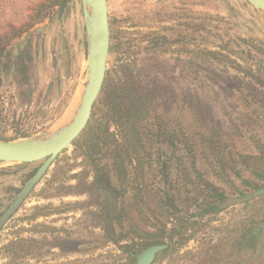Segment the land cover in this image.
<instances>
[{
    "label": "rangeland",
    "instance_id": "374dc122",
    "mask_svg": "<svg viewBox=\"0 0 264 264\" xmlns=\"http://www.w3.org/2000/svg\"><path fill=\"white\" fill-rule=\"evenodd\" d=\"M58 9L9 50L12 68L0 76L4 135L58 125L81 91L87 48L80 0H67L59 16ZM107 9L116 50L106 71L114 81L125 73L133 80L128 108L142 103L135 131L122 139L139 142L129 184L116 199L90 185L92 173L71 143L2 227L0 246L20 230L40 241V257L27 256L28 264H126L114 239L126 234L119 244L137 242L182 217L197 224L178 264H264V227L216 229L232 228L264 187V11L246 0H107ZM101 98L102 91L94 105ZM40 163H0V214ZM79 182L80 192L57 194ZM213 189L233 202L200 215L217 202ZM113 201L115 217L107 220L101 206ZM34 207L50 214L32 219Z\"/></svg>",
    "mask_w": 264,
    "mask_h": 264
},
{
    "label": "trees",
    "instance_id": "16d2710c",
    "mask_svg": "<svg viewBox=\"0 0 264 264\" xmlns=\"http://www.w3.org/2000/svg\"><path fill=\"white\" fill-rule=\"evenodd\" d=\"M60 2L61 0H0V76L2 72H9L12 68L13 63L9 57V50L13 44L23 35L30 32L35 26L50 18L53 10L60 5ZM110 39L109 52L112 53L116 50L112 33ZM21 68L22 66L18 69L21 70ZM113 71L115 73L118 72L117 70ZM112 75L110 70L106 71L101 90L105 94V98L99 99L94 105L89 122L72 144L80 150L79 156L82 157L83 164L87 166L92 173V181L89 184L98 187L100 190L102 189L105 193L111 191V196L116 199L115 196H119L118 194H122V190L124 191V187H122L123 184L125 186L129 184V167L132 163L130 154L135 151L136 147L138 148L137 144L139 143L135 138L133 141L129 142H125L127 139H122L127 137L126 130H128L129 134L130 131H135L136 121L139 118V108H141L139 104L142 105V103L137 104L135 102L131 104V108H128L125 101H127V99L129 100V94L134 90L133 80L125 73L123 77H119L117 81H114ZM28 135V132L18 130L14 131L11 135L0 133V139L13 140L17 137ZM168 142L172 144V139L169 138ZM27 164L28 163H21L23 166ZM143 164L144 162L138 163L139 167H141L140 174L144 168ZM60 168L61 167H58L55 163V171ZM133 168L136 169L137 167L134 166ZM36 169L37 167L34 168L29 175L33 174ZM57 173L58 172H55L53 174V179L56 178ZM84 184V182H79L67 188L62 187L64 191H59L57 194L68 195L80 192V188H85ZM208 187L211 188L212 186L208 185ZM212 191L214 192L212 196L218 198L217 202L203 209L202 213H199L200 215L217 213L224 209L229 202H233L232 200L226 199V197L223 196L224 194L218 192L216 189ZM251 199L250 202L247 201L245 206L240 209V211L243 210L244 213L236 218L232 228L229 229L227 227L228 225H226L225 227H218L216 229L219 232L237 233L247 228L250 232V229L255 225L263 228L264 195H258ZM174 206L175 205H173V207ZM34 209L36 212L33 214L32 219L41 215L50 214L38 212L37 207H34ZM120 209L122 211L126 210L125 207H121ZM101 210L103 216L105 215L107 220L115 217V215H113V212L116 210L115 202H106L105 206H101ZM176 224V226L174 225L169 229L163 224L156 233L138 235L139 241L137 242L131 239L129 243L119 244L121 240H127L126 234H120L119 237L113 241L118 244L124 256L123 258L126 260V264H134L135 258H133V255L153 244H167V247L154 257V263L178 264L180 260L190 253L189 251L180 253L179 249L189 239L193 238L196 231L193 228L196 226L197 221H190L189 219L180 217ZM105 228L109 229L110 226ZM19 233L20 230L12 240L0 246V254L5 258V261L0 264H28L24 260L27 256H31V258L35 259L40 257V254L36 251L40 242L39 239L35 237H22L18 235ZM165 239H168V241ZM65 263L75 264V261H66ZM42 264L47 263L44 262Z\"/></svg>",
    "mask_w": 264,
    "mask_h": 264
},
{
    "label": "water",
    "instance_id": "95a60500",
    "mask_svg": "<svg viewBox=\"0 0 264 264\" xmlns=\"http://www.w3.org/2000/svg\"><path fill=\"white\" fill-rule=\"evenodd\" d=\"M264 11V0H246ZM67 0H61L58 14L62 13ZM87 48L86 69L81 83L78 104L65 118L67 120L35 135L13 140L0 139V163H29L41 161L35 172L27 178L11 203L0 214V230L25 198L46 174L56 157L68 147L86 127L93 105L102 89L107 69L110 47V29L107 0H80ZM64 119V118H63ZM264 194V187L252 196ZM167 247L153 244L134 255V264H152L155 256Z\"/></svg>",
    "mask_w": 264,
    "mask_h": 264
},
{
    "label": "bare ground",
    "instance_id": "6f19581e",
    "mask_svg": "<svg viewBox=\"0 0 264 264\" xmlns=\"http://www.w3.org/2000/svg\"><path fill=\"white\" fill-rule=\"evenodd\" d=\"M80 90H82V89H80ZM76 92V91H75ZM80 94H81V91H77L76 93H75V95H74V97H73V102L70 104V108H69V110L71 111V110H73V107H74V105L76 106V102H77V100H78V98H79V96H80ZM79 101V100H78ZM69 111V112H70ZM67 120V118H64L62 121H61V123H63V122H65ZM59 124V123H58Z\"/></svg>",
    "mask_w": 264,
    "mask_h": 264
},
{
    "label": "flooded vegetation",
    "instance_id": "af4514ba",
    "mask_svg": "<svg viewBox=\"0 0 264 264\" xmlns=\"http://www.w3.org/2000/svg\"><path fill=\"white\" fill-rule=\"evenodd\" d=\"M30 34H31V31L30 32H28L27 34H26V38H28L29 36H30ZM23 43H25V40H22V41H20L17 45V47H16V51H18L17 53H21V47L23 46ZM202 212H200V214H201ZM167 245V244H166ZM141 252V251H140ZM135 255V254H134ZM133 255V256H134Z\"/></svg>",
    "mask_w": 264,
    "mask_h": 264
}]
</instances>
